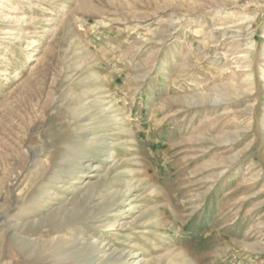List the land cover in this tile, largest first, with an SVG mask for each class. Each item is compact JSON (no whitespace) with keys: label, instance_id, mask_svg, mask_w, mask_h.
I'll use <instances>...</instances> for the list:
<instances>
[{"label":"rangeland","instance_id":"374dc122","mask_svg":"<svg viewBox=\"0 0 264 264\" xmlns=\"http://www.w3.org/2000/svg\"><path fill=\"white\" fill-rule=\"evenodd\" d=\"M0 264H264V0H0Z\"/></svg>","mask_w":264,"mask_h":264}]
</instances>
